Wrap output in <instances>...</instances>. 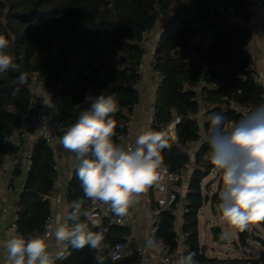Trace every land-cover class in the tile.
Wrapping results in <instances>:
<instances>
[{"label": "trees", "instance_id": "1", "mask_svg": "<svg viewBox=\"0 0 264 264\" xmlns=\"http://www.w3.org/2000/svg\"><path fill=\"white\" fill-rule=\"evenodd\" d=\"M224 2L234 5L239 14L246 13L249 7L248 0ZM162 17L166 23L156 50V68L163 80L156 95L151 130L168 136L170 147L163 150L162 156L163 163L173 172L178 173L190 160L189 143L201 137L197 119H190L187 114L199 110L198 93L192 86L201 80L204 71L207 83H216L213 88L202 86L208 90L207 114L224 115L226 130L243 117L237 106L252 112L264 104L262 87L250 81L254 61L248 50L249 27L239 20L223 19L217 12L210 13L206 0H0V35L9 39L8 51L17 57L21 71L27 74L25 84L18 83L19 72L0 76V160L6 154V144L1 138H6L34 112L33 73L42 76L43 88L58 109L65 129L75 123L73 114L78 107V115L91 107L92 101L86 100V96L113 95L119 105L114 115L116 134L123 131L139 102L135 84L140 78L138 64L143 58L141 33L154 28ZM197 23L203 25L195 27ZM190 39L195 40L186 49ZM177 45L182 50L170 57ZM175 116L181 117L176 126L177 141L170 137L167 128ZM209 122L208 118L205 133ZM210 152L205 141L196 153L184 232L196 260L216 264L218 259L203 255L199 240V212L206 201L202 182L216 167ZM53 165L50 148L43 139H38L33 145L31 167L19 200L16 223L20 235L27 237L43 231L51 213L50 203L44 197L57 177ZM80 197L85 198L75 172L68 186V199L74 203ZM85 200L81 205L84 211L91 201ZM214 201L220 202L218 195ZM174 219L172 213L164 212L159 230L160 238L172 247L176 245ZM257 222L264 228V219ZM88 223L92 231L106 229L104 236L109 247L126 233L125 227L115 226L109 220L99 226ZM239 235L241 240L247 231L240 230ZM94 257L95 252L89 247L72 248L70 255L54 264H96ZM132 263L130 259L105 261V264Z\"/></svg>", "mask_w": 264, "mask_h": 264}, {"label": "clouds", "instance_id": "2", "mask_svg": "<svg viewBox=\"0 0 264 264\" xmlns=\"http://www.w3.org/2000/svg\"><path fill=\"white\" fill-rule=\"evenodd\" d=\"M9 47V39L0 35V76L19 72L18 83L25 84L27 74L21 71ZM85 99H91V107L80 111L59 143L74 154L76 176L85 198L109 206L113 214L122 217L138 202L139 194L158 180L162 152L170 147L169 138L149 129L137 135L134 144H128L116 134L114 115L119 105L115 96ZM209 121L205 139L211 161L223 172L218 211L229 224L243 231L251 222L264 219V104L227 130L224 115L213 113ZM71 207L64 222L49 225L47 232L5 240L4 264H54L56 259L64 258L65 246L76 250L89 247L95 252L96 264H105L108 258L121 259L118 251L109 250L106 229L90 230L89 213L82 210L81 203L74 202ZM51 242L59 249L56 253L50 251ZM177 264H198L196 254L181 255Z\"/></svg>", "mask_w": 264, "mask_h": 264}, {"label": "built area", "instance_id": "3", "mask_svg": "<svg viewBox=\"0 0 264 264\" xmlns=\"http://www.w3.org/2000/svg\"><path fill=\"white\" fill-rule=\"evenodd\" d=\"M249 3L258 7L264 11V0H249ZM207 9L210 13L217 12L223 19H230V17L236 12V7L232 4L225 3L223 0H207ZM203 23H197L195 27L202 26ZM165 30L164 26L159 28L145 29L141 33V46L143 48V58L138 64V70L140 72V78L135 84V88H140V81L142 75L147 73L149 75H157L158 85H161L163 75L157 70L156 63V50L158 43L155 42V37L161 35ZM210 39V34L208 35ZM193 40L188 41L186 49L191 48ZM182 47L177 45L170 54L173 57L176 52H180ZM194 56V53H192ZM252 77L255 79L256 74L253 72ZM206 85L208 88L216 86L215 82L205 83L202 80L198 81L192 86V89L198 93V104L204 108L209 106L208 103V90L203 89L202 86ZM32 90H41L44 93L46 91L43 88V78L39 73H33L31 76ZM34 93V92H33ZM47 94V93H46ZM144 92L138 90V97L142 98ZM264 99V95H263ZM234 106V104H232ZM243 116L249 114L248 109H238ZM151 114H156V107L151 106ZM210 118V114L208 115ZM187 117L194 118V114L188 113ZM181 121V117L177 116L173 121V125L178 124ZM34 130L37 134V138L43 139L47 147L51 152L56 155L54 161V169L58 173L56 181L53 183L49 193L44 197L47 199L51 206V213L48 216L44 225L43 231L40 234L47 232L48 226L56 224L55 210L57 205L61 201V194L59 188L63 184L60 177V164L61 160L58 157L57 141L59 139L60 132L64 129L62 122L59 118V112L56 106L52 103L51 97L46 102L36 103L34 106V112L31 120H22L17 129H13L7 138L15 143L19 147V155L26 159L32 158L33 144L35 142L31 135V130ZM133 131L132 119L125 122V129L117 133V137H123L128 142V136ZM18 156H15L12 160L16 163ZM6 156L0 160V180L6 179V187L4 190V200L0 202L4 211L11 209L12 201L11 197L15 192V188L10 184V177L13 170V165ZM188 175V168L185 167L181 172H173L170 167L163 163L159 170V178L152 185L148 186L155 192V201L153 204L145 203L144 208L149 214V221H144L136 212V203L129 209L128 214L122 217H117L113 214L109 206L100 202L90 201L85 205V211L89 213L90 219L88 220L94 226H99L104 220L111 222L115 221L116 226L125 227L130 231V234L125 235L121 240L116 241L109 247V250L118 251L121 259L112 262H118L125 259L133 261L132 264H177V261L181 255H187L190 252V247L187 240V234L184 230L179 231L175 237V247L165 243L159 236L160 230V217L164 212H170L176 214L181 212L183 215L189 212V204L182 206L179 201L181 187L179 182L183 181ZM10 238L15 235H20L18 231V225L13 222L8 227ZM153 245L158 253L155 254L151 251L150 246ZM119 246V247H117ZM237 247L233 249V252L237 250L238 255L234 258L218 259L216 264H264V247L263 239L260 236L253 234V232L247 233L243 239L237 242ZM59 251V250H58ZM64 256L70 255L72 248L65 246ZM57 252V251H56ZM54 252V253H56ZM203 255L207 257V254L203 251ZM60 259H56L54 263Z\"/></svg>", "mask_w": 264, "mask_h": 264}, {"label": "crops", "instance_id": "4", "mask_svg": "<svg viewBox=\"0 0 264 264\" xmlns=\"http://www.w3.org/2000/svg\"><path fill=\"white\" fill-rule=\"evenodd\" d=\"M206 3H207V0H206ZM246 13L243 12L239 14L236 9V12L230 17L229 20H232V21L239 20L240 22L245 23L250 29L251 35L248 39V50L251 53L253 61H254L251 67V70H252V73L254 72L256 74V78L254 79L255 80L254 82H257L262 87L263 92H264V11L258 7H255L251 3H249V7ZM165 23H166V18L162 17L161 19L158 20L154 28H159L161 26H164ZM161 35L160 36L157 35L155 37L156 43L159 42ZM190 40L194 41L195 39H190ZM158 78L159 77L157 75L152 76L147 73H144L142 75V79L140 81V88L137 89V91L138 90L143 91L144 96L142 98L138 97L139 102L134 106V109L131 115L133 131L128 136L129 144H134V140L136 136L139 135L141 132L151 129V126H152V123L155 117V115L151 114V106L153 105L155 106L156 104L155 103L156 95L160 87L157 81ZM201 80L205 83L207 82V80L206 81L203 80V75H202ZM33 92H34L33 102L35 104L39 102H46L50 98L48 94L44 93L41 90H35ZM198 105H199V110L197 113L194 114L193 119H197L199 123L201 137L198 140L192 141L189 143L190 160L179 171L181 172L185 167L188 168L187 177L183 181L179 182V185L181 187L179 201L182 206H185L187 205V203H190V200L188 197V191H189V184H190V180L192 177V173L196 167V163H195L196 153L198 149L200 148V146L206 141L205 139L206 133H205L204 127H205V122L209 118L208 116L209 114H207V108H204L200 104ZM237 108L240 109L242 107L237 106ZM32 114L28 115V117H26L24 120L30 121ZM176 117L177 116L174 117L173 121L175 120ZM173 121L167 126V128L169 130L170 137L174 141H177L178 139L177 130H176L177 124L173 125L170 128V126L173 124ZM231 126L232 125H230L229 128H231ZM64 131H66L65 128L60 132L59 138L64 134ZM31 135L33 136L35 142L38 139H40V138H37V134L33 129L31 130ZM3 143L6 144V156L10 160L9 162L13 165V170H12V174L10 177V184L14 186L15 192L11 197L12 206H13L11 209H9L6 212L4 211L3 207L0 205V264H4L5 262L6 253L3 247V242L10 238L8 227L13 222H15L17 219L20 196L22 194L24 184L28 177V173L31 167V159H26L22 157L21 155H19V147L15 143L11 142L7 137L5 138ZM57 146H58V152H59L58 157L61 160L59 175L62 179L63 184L59 188V193L61 194V201L57 205L56 210H55L56 224L64 222V220L67 217V214L72 210L71 206L73 202H71L68 199V186L76 172V161L74 159V154L65 150L63 146L59 143V139L57 141ZM15 156H18V159L16 163H13L12 160L14 159ZM53 156H54V161H55L57 156L54 154ZM217 172H218L217 176L214 179H212L209 182L207 181V178L209 177V175H211L210 173L205 179H203V182H202L203 194L206 197L205 202H210L213 209L217 208L220 203V202L214 201V197L216 195L219 196V191L221 190V187L223 184V179H222L223 172L220 169L219 170L217 169ZM57 177H59L58 173H57ZM215 186L218 187V190L216 191L214 189ZM5 187H6V179L4 178L0 180V202L4 200ZM155 195L156 194L154 190L148 187L143 193L139 194L138 202L136 203V212L140 216V218H142V220L146 222L149 221V214L145 210L144 205L145 203L153 204L155 201ZM173 215L175 217L174 229L177 234L179 231L184 230L186 214L183 215L181 212H178ZM113 225L116 226V224H113ZM262 230H263V233H260L259 231L258 232L255 231V228L251 230H246V231L247 233H249V231L253 232V234L260 236L261 238H264V228L263 227H262ZM128 234H130V231L126 229V233L122 236V238ZM239 240H240V235H239ZM51 243L53 246L51 247L50 251L52 253L58 251L59 249L55 246L54 242H51ZM235 243L237 245V242ZM150 249L153 253L155 254L158 253L157 249L153 245L150 246ZM234 253L236 254L235 255L236 257L238 255L237 250H235Z\"/></svg>", "mask_w": 264, "mask_h": 264}, {"label": "rangeland", "instance_id": "5", "mask_svg": "<svg viewBox=\"0 0 264 264\" xmlns=\"http://www.w3.org/2000/svg\"><path fill=\"white\" fill-rule=\"evenodd\" d=\"M217 169L212 170L211 175L207 178L208 182L217 176ZM214 189L216 191L218 187L215 186ZM222 189L223 184L220 191ZM216 227L220 228L222 232L223 243L221 244L215 242L213 239V229ZM253 228H255V231L263 233L262 226L257 221L251 222L245 230H251ZM239 231L238 228L232 226L225 220L218 211V207L213 209L210 202L204 203L199 213V240L208 258L214 260L234 258L236 254L233 252V249L236 246L235 242L239 241Z\"/></svg>", "mask_w": 264, "mask_h": 264}, {"label": "water", "instance_id": "6", "mask_svg": "<svg viewBox=\"0 0 264 264\" xmlns=\"http://www.w3.org/2000/svg\"><path fill=\"white\" fill-rule=\"evenodd\" d=\"M203 80L206 81L207 80V72L205 71V73L203 74ZM250 81L251 82H254V78H250ZM80 110V107H78L75 111V113L73 114V120L76 121L77 117H78V112ZM5 138L2 137L1 138V141L4 142ZM127 142V141H126ZM128 143V142H127ZM76 202H80L81 205L84 204L86 202L85 198L84 197H80ZM113 224H116L115 221H113ZM213 239L215 242L217 243H223V236H222V233H221V230L220 228H214L213 229ZM198 264H206V263H201V262H198Z\"/></svg>", "mask_w": 264, "mask_h": 264}]
</instances>
